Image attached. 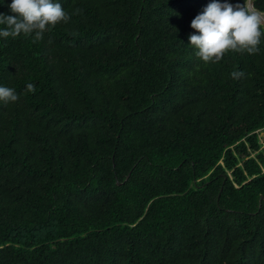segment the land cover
<instances>
[{"label": "trees", "instance_id": "trees-1", "mask_svg": "<svg viewBox=\"0 0 264 264\" xmlns=\"http://www.w3.org/2000/svg\"><path fill=\"white\" fill-rule=\"evenodd\" d=\"M54 2L68 23L0 37V264H264V25L212 63V0Z\"/></svg>", "mask_w": 264, "mask_h": 264}, {"label": "clouds", "instance_id": "clouds-1", "mask_svg": "<svg viewBox=\"0 0 264 264\" xmlns=\"http://www.w3.org/2000/svg\"><path fill=\"white\" fill-rule=\"evenodd\" d=\"M8 7L16 15L0 13V24L6 26L0 29V37L4 38H16L24 34L34 36L35 42L43 38L46 27L50 30V26L61 21L68 23L71 19L62 5L54 0H12ZM80 12V9H76L75 14ZM262 24L264 12L258 10L252 0L236 5L212 0L192 21L191 28L196 31L190 33L188 39L190 46L196 49L197 58L203 62L217 63L230 49L258 53ZM230 75L239 79L245 73L233 71ZM26 91L34 92L35 85L27 84ZM18 99L14 89L0 86V100L4 103L16 102Z\"/></svg>", "mask_w": 264, "mask_h": 264}, {"label": "rangeland", "instance_id": "rangeland-1", "mask_svg": "<svg viewBox=\"0 0 264 264\" xmlns=\"http://www.w3.org/2000/svg\"><path fill=\"white\" fill-rule=\"evenodd\" d=\"M258 136L261 143V149L264 151V129L258 130Z\"/></svg>", "mask_w": 264, "mask_h": 264}, {"label": "water", "instance_id": "water-1", "mask_svg": "<svg viewBox=\"0 0 264 264\" xmlns=\"http://www.w3.org/2000/svg\"><path fill=\"white\" fill-rule=\"evenodd\" d=\"M120 183V182H119ZM264 196H262V198H263Z\"/></svg>", "mask_w": 264, "mask_h": 264}, {"label": "bare ground", "instance_id": "bare-ground-1", "mask_svg": "<svg viewBox=\"0 0 264 264\" xmlns=\"http://www.w3.org/2000/svg\"><path fill=\"white\" fill-rule=\"evenodd\" d=\"M253 3V2H252Z\"/></svg>", "mask_w": 264, "mask_h": 264}]
</instances>
